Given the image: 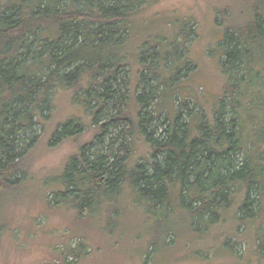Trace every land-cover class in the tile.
Wrapping results in <instances>:
<instances>
[{
	"label": "trees",
	"instance_id": "16d2710c",
	"mask_svg": "<svg viewBox=\"0 0 264 264\" xmlns=\"http://www.w3.org/2000/svg\"><path fill=\"white\" fill-rule=\"evenodd\" d=\"M148 2L0 0V206L3 196L14 194L27 181L25 159L39 139L36 127L53 112L55 95L65 90L71 102L89 114L88 125L97 128L96 139L110 130L116 135L94 158L85 156L91 144L78 146L79 153L55 180L62 189L49 190L52 199L43 201L44 206L69 202L77 218L106 223L102 228L108 232L112 212L117 216L120 210L116 198L130 194L143 217L155 219L147 243L154 248L160 235H174L173 229H162L164 219L159 216L169 217L175 209L183 213L182 223L196 237L204 235L209 224H220L227 212L233 214L235 227L256 222L264 198V96L254 91L264 74V3L248 9L244 24L224 29L219 64L222 94L211 114L187 109L189 101L184 99L180 107L186 109V116L177 108L169 117L161 115L163 96L156 87L132 99L119 79L128 66L131 24ZM171 45L165 53L151 55L163 61V70L170 63L168 77L156 71L153 58L138 73L141 83L145 78L159 80L168 96L175 87L171 80L190 70L176 53L178 44ZM139 47L137 63L143 65L142 50L149 47ZM152 101L156 105L150 109ZM246 124L251 126L250 136L244 133ZM84 129L82 119L73 117L55 125L51 136L64 141ZM136 139L146 146L147 156L145 163L130 166ZM102 206L104 211L98 213ZM5 226L0 225V236ZM68 253L76 259L87 256L79 241Z\"/></svg>",
	"mask_w": 264,
	"mask_h": 264
},
{
	"label": "rangeland",
	"instance_id": "374dc122",
	"mask_svg": "<svg viewBox=\"0 0 264 264\" xmlns=\"http://www.w3.org/2000/svg\"><path fill=\"white\" fill-rule=\"evenodd\" d=\"M263 3L264 0H149L131 24L128 66L124 68L127 72L123 70L119 76L126 85L125 90L131 91L133 99L143 90L147 94L156 87L163 96L159 107L164 116L167 113L171 117L177 108L181 113L185 112L186 109L180 107L184 99L189 101L187 109H201L210 115L222 94L223 78L219 64L224 29L229 25L244 24L249 16L248 9ZM186 36L188 39L184 40ZM171 43L178 44L176 53L188 62L190 70L186 76L182 71L177 79L171 80L175 87L168 96L159 80L145 78L141 83L138 73L153 63L156 71L168 77L170 63H165L166 69L163 70V61H157L158 58L151 55L154 51L163 50L165 53ZM144 44L149 48L142 50L144 64L138 65L137 52ZM152 58L155 63H150ZM261 67L264 70V63ZM254 91L264 96V74L262 85L254 87ZM69 93L61 90L55 95L53 112L36 127L35 134L39 139L25 159V165L29 167L27 181L14 194L2 197L0 225L6 224V228L0 236V264H264V238L261 236L264 235V198L256 222L235 227L233 214L227 212L222 214L220 224H209L204 235L197 237L182 223L183 213L177 209L169 217L159 216L164 219L162 229H173L174 235L164 238L160 235L155 248L147 246L153 237L155 219L144 218L141 209L134 206L135 199L130 194L116 198L115 205L120 210L117 216L116 211L112 212L114 220L108 232L102 228L106 223L101 226L96 220L77 218L75 210L68 208L69 202H61L55 208L44 206L43 201L52 199V195L47 194L49 190L62 189L55 180L62 175L69 159L79 153L78 146L91 144L87 146L85 156L94 158L96 151L100 154L106 151L116 135L110 130L109 135L96 139L97 128L88 125L89 114L71 102ZM154 105L156 102L152 101L150 109ZM130 106L131 112L135 113L134 102ZM253 111L254 119L258 118L257 111ZM73 117H79L85 123L84 132L76 138L55 141L51 136L55 125ZM250 127L248 124L244 127L245 135H249ZM132 149L129 165L145 163L146 146L136 139ZM242 155L241 152L237 154L239 161ZM262 194L264 197V191ZM103 211L102 206L98 213ZM102 218L106 219V216L102 214ZM78 241L86 248L87 256L81 259L68 253L76 248Z\"/></svg>",
	"mask_w": 264,
	"mask_h": 264
}]
</instances>
